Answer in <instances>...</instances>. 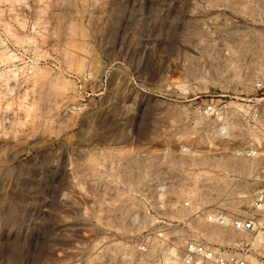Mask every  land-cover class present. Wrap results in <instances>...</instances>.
Listing matches in <instances>:
<instances>
[{"label":"rangeland","instance_id":"1","mask_svg":"<svg viewBox=\"0 0 264 264\" xmlns=\"http://www.w3.org/2000/svg\"><path fill=\"white\" fill-rule=\"evenodd\" d=\"M257 79L264 0H0V264H179L187 237L264 264V216L229 221Z\"/></svg>","mask_w":264,"mask_h":264},{"label":"built area","instance_id":"2","mask_svg":"<svg viewBox=\"0 0 264 264\" xmlns=\"http://www.w3.org/2000/svg\"><path fill=\"white\" fill-rule=\"evenodd\" d=\"M253 86L260 94L249 96L242 102L241 119L254 134V140H248L241 146L234 148V155L242 157H259L264 159V82L254 80ZM203 116H214L220 118L215 128L218 133L227 131L225 122V111L221 105L209 98L199 109ZM223 125V126H221ZM260 177L256 178L258 183L252 190L249 206L250 212H243L231 217L229 221L233 228L249 231L257 226V214L264 216V166L259 168ZM259 174L255 175L257 177ZM184 203H186L184 201ZM211 218L219 223H225L227 217L221 210H214ZM179 264H247L246 254L241 246L226 247L193 237L184 239L183 245L177 256Z\"/></svg>","mask_w":264,"mask_h":264},{"label":"bare ground","instance_id":"3","mask_svg":"<svg viewBox=\"0 0 264 264\" xmlns=\"http://www.w3.org/2000/svg\"><path fill=\"white\" fill-rule=\"evenodd\" d=\"M205 215H206L207 218H211V216H212L211 213H206ZM257 223H258V221H257ZM166 255H167L165 257L166 260H169L170 258L174 257V251H173V249H172L171 252L166 253Z\"/></svg>","mask_w":264,"mask_h":264}]
</instances>
